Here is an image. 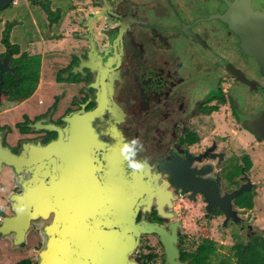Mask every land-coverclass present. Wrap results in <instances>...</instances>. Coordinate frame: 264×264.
Wrapping results in <instances>:
<instances>
[{"label": "flooded vegetation", "instance_id": "1", "mask_svg": "<svg viewBox=\"0 0 264 264\" xmlns=\"http://www.w3.org/2000/svg\"><path fill=\"white\" fill-rule=\"evenodd\" d=\"M236 1L13 0L8 7L22 9L18 19L3 21L0 14L5 41L0 58L4 60L10 52V65L14 68L4 74H17L20 66L22 71L39 68L41 82L42 73L54 69V60L47 53L57 49V45L61 48L52 101L36 107L32 116L23 114L24 120L16 123L21 136L15 145L8 143L11 128L0 118L4 145L18 152L24 140L45 144L56 139L57 131H31L28 123L39 119L66 127L69 160L72 161L73 144L78 145L76 163L70 162L68 166H86L80 162L81 146L85 153L94 152L104 139L107 145L115 141L121 145L133 137L144 143L145 152L140 158L147 161L164 193L165 215L159 213L155 199L151 209L141 212L138 220L144 218L164 225L170 247L157 232L142 234L130 256L137 264H218L230 257L219 253L223 247V241L217 242L220 234L236 241L229 247L230 252L238 245L245 250L263 246L264 227L258 226L253 217L259 210L258 189L264 187L255 168H264V154L260 163L254 155L258 158L264 140L245 123L264 111V52H258L257 56L247 53L241 45L242 35L233 31L220 15L227 12L246 37L248 30H256L257 36L250 40L259 42L263 48L264 0H242L241 6ZM237 16H242L245 22L237 23ZM18 22L24 26L25 38H31L22 45L10 41ZM66 34L69 38L64 46L60 40ZM75 68L77 74L73 72ZM59 85L60 92L56 87ZM10 90L3 88V84L0 87L2 105L24 100L10 99ZM102 104L110 108L101 110ZM94 107L100 109L98 114L86 113ZM89 116L92 119L88 120ZM23 127L28 128L21 132ZM245 132L253 139L244 140ZM233 140L239 147L230 145ZM101 150L102 147L92 156L95 171H85V175L90 174L88 180L94 183L102 182L104 176V163H97V158L103 156ZM187 153L189 161L195 156L202 157L201 161H190L189 167L205 170V174H195L196 178L217 180L220 197L249 183V188L232 201L240 219L238 223L228 219L219 206L207 207L203 193L196 192L192 199L191 193H184L173 184V176L164 169L173 166L178 158L186 159ZM6 170L12 171L5 167L0 179ZM261 177L264 178V172ZM15 182L13 176V187L19 189L10 191L8 196L12 192L21 193ZM3 184L1 179L0 187ZM72 199L71 195L66 197L63 215L71 249L81 246L99 249L102 245L90 242L87 237L99 228L88 226L87 220L98 216L85 212L82 198L75 197L74 205ZM7 201L10 202L8 197ZM249 202L251 205H242ZM189 221H193L190 223L193 229L187 225ZM216 230L220 233L218 237ZM33 232L40 239L34 247L35 255H26L16 264L40 263L39 253L46 242L40 224L32 225L21 246L28 245Z\"/></svg>", "mask_w": 264, "mask_h": 264}, {"label": "water", "instance_id": "2", "mask_svg": "<svg viewBox=\"0 0 264 264\" xmlns=\"http://www.w3.org/2000/svg\"><path fill=\"white\" fill-rule=\"evenodd\" d=\"M12 1L0 0V14ZM221 1L227 2V0ZM238 2L240 6L241 2L244 3L242 0H237L236 3ZM220 17L230 23L233 31L242 35L241 45L247 53L257 56L258 52H264V44L262 48L259 42L250 40L252 36H257L256 30H248L246 37L241 28L235 25L236 22L227 16V12ZM236 19L237 23L244 21L242 16H237ZM255 27L252 26L253 29ZM9 55L10 52L6 54L4 60L0 58V87L3 84V74L14 71L10 65ZM73 72L77 74L76 68ZM108 108L110 107L106 104L101 105V110ZM99 112L100 109L97 111L94 107L86 113L92 116ZM90 116L88 120L92 119ZM43 120L31 121L28 127L31 131L43 129L57 131L59 136L45 144L41 141L24 140L23 147L18 152H14L9 145L2 143L1 135L4 131L0 130V175L5 167L11 168L15 185L22 189L21 193L12 192L8 196L12 214H6L2 211L3 207L0 208V239L7 238L11 246L20 247L26 242V236L32 225L40 224L46 242L39 253V264H77L78 261L80 264H137L130 256L135 252L144 233H159L162 242L170 247L164 235V225L144 218L138 220L141 212L151 209L155 199L159 213L165 215L164 193L160 191L161 187L156 176L150 172V167L147 166L141 173L131 171L129 173L120 155V145L116 144V141L112 145H107L104 139L103 145L99 144L93 149L95 152L102 147L100 154L103 156L97 158V163H104V176L102 182H91L88 180L90 174L85 175V171L91 170V173L95 171L92 158L94 152L87 150L88 153H85L81 146L80 162L87 168L68 166L70 162L76 163L78 145L73 144L74 148L70 152L72 161L69 160L68 142H65L66 127L52 122L45 123ZM245 126L264 140V111L253 120L246 122ZM186 157L189 158L188 153ZM188 158H178L172 161L173 166L163 168L173 176V184L182 188L184 193H191L192 199H195L196 192L203 193L208 202L207 207L219 206L228 219L232 218L238 223L240 219L237 211L233 210L232 201L249 188V183L248 186L243 185L230 194L220 197L217 180L210 182L196 178L195 174H205V170L189 167L190 161L191 163L194 160L201 161L202 157L195 156L190 161ZM69 195L73 197V205L75 197H80L85 212H95L98 216L87 220L88 226L99 227L98 231L87 234V237L90 242L98 241L100 246L102 245L99 249L95 246L71 249L69 233L64 231L67 225L66 217L63 216L67 204L66 197Z\"/></svg>", "mask_w": 264, "mask_h": 264}, {"label": "rangeland", "instance_id": "3", "mask_svg": "<svg viewBox=\"0 0 264 264\" xmlns=\"http://www.w3.org/2000/svg\"><path fill=\"white\" fill-rule=\"evenodd\" d=\"M19 9L20 8H18V6H13V7L10 6V7L5 8L1 13V17L3 18V21L10 22L12 19H18L21 13L19 12ZM21 10L22 9H20V11ZM3 24H4L3 22H0V53L5 50V41L3 40V32H2V29L4 27ZM21 35L23 37H21ZM62 37H65V38H61L60 43L65 46L67 45V38H69V35L66 34V35H63ZM27 40L31 41V38H25L24 26L20 22H18V25L14 27L13 34L10 36V41L22 45L25 42H27ZM45 44L47 43L45 42ZM40 48L45 49V47H42V45H40ZM47 55L48 57H50V59L52 58L54 60L53 61L54 69L48 68L42 73L41 82L39 84V87L35 91V93L31 97L26 98L21 101H16V102H11V103L4 102L3 105L1 106L0 118L3 123H6L7 128H11L10 130L11 133H9L8 135V143H10L11 145H15L17 143L18 138L21 136L17 128V127L20 128V126H16V123L24 120L23 114L27 113L32 116V114L36 112V109H35L36 107H39V106L43 107L44 105H48L47 104L48 102L50 103L52 101V96H53V93L55 92V87L53 86V82L56 76L55 68L58 67L57 64L59 62V56H61V48H59L57 45V49H55L54 51H51L50 53H47ZM56 87H57V90L59 89V92H60L61 86L59 85ZM40 99L44 100V102L43 101L41 102ZM237 113H240V110H238ZM25 130L26 129L24 127L22 128V130L20 129L21 132L22 131L24 132ZM245 133L247 135L242 133L244 140L250 141L253 139V136L249 132H245ZM230 145H232L235 148L239 147L237 146V142L235 140H233V142L231 141ZM257 154L259 155L258 158L255 157L254 155V159L255 158L258 159L256 162L260 163L262 155L264 154V143L262 144V148L259 150ZM261 167L262 166H255L258 179H261L264 181V178L261 177L263 176L264 168H261ZM1 179L4 182V184L2 187H0V206L1 205L4 206L2 209L3 212H5L6 214H11L12 211L9 208L10 202L7 201L8 193L10 191H18L19 188L13 187L14 183H12L13 182L12 171L6 170L3 173ZM258 190L259 192L256 197V206H259V210L256 213V215H254L253 219L256 220V224H258V226L264 227V187L259 188ZM190 223H193V221H189L187 225L190 226ZM38 225L39 224L36 223V226ZM190 227L191 229L194 228L192 226ZM232 227L234 229L233 231H235L236 227L234 226ZM216 234L218 237L220 233L216 230ZM217 239L219 240L217 241L219 244H221L220 242L223 241V247H221V250L219 251V253L227 254V256H231L229 247H231L236 241H234L233 239L229 240L230 236H227L226 234L225 235L220 234V236ZM39 240H40L39 237H37L36 233L33 232V234H31L30 241L28 242V245L26 247H22V246L13 247L11 246L9 239L1 238L0 239V264H16L17 260H19L20 258L26 255L33 257L36 253L34 247H36L37 243L40 242ZM233 259L235 258L233 257Z\"/></svg>", "mask_w": 264, "mask_h": 264}, {"label": "trees", "instance_id": "4", "mask_svg": "<svg viewBox=\"0 0 264 264\" xmlns=\"http://www.w3.org/2000/svg\"><path fill=\"white\" fill-rule=\"evenodd\" d=\"M15 51H18V49L15 48ZM21 67L17 68V74L7 73L3 75V88L11 89L8 93L9 98L12 100L29 98L36 91L40 82L41 72L39 68L37 70L25 68L22 71ZM73 80H75V77H72ZM1 106L2 102L0 100V109ZM24 128L27 129L28 127ZM242 205H251V203ZM231 250L232 256L227 257V260H222L218 264H264V241L263 246L253 250H245L241 245L233 246Z\"/></svg>", "mask_w": 264, "mask_h": 264}, {"label": "clouds", "instance_id": "5", "mask_svg": "<svg viewBox=\"0 0 264 264\" xmlns=\"http://www.w3.org/2000/svg\"><path fill=\"white\" fill-rule=\"evenodd\" d=\"M119 151L132 173H141L148 166L147 161L140 158L141 154L145 152V145L139 137L125 140L120 145ZM20 210L22 211L23 209L21 208Z\"/></svg>", "mask_w": 264, "mask_h": 264}, {"label": "bare ground", "instance_id": "6", "mask_svg": "<svg viewBox=\"0 0 264 264\" xmlns=\"http://www.w3.org/2000/svg\"><path fill=\"white\" fill-rule=\"evenodd\" d=\"M41 123V122H40ZM83 220H85V219H83Z\"/></svg>", "mask_w": 264, "mask_h": 264}, {"label": "built area", "instance_id": "7", "mask_svg": "<svg viewBox=\"0 0 264 264\" xmlns=\"http://www.w3.org/2000/svg\"><path fill=\"white\" fill-rule=\"evenodd\" d=\"M1 219V218H0Z\"/></svg>", "mask_w": 264, "mask_h": 264}]
</instances>
